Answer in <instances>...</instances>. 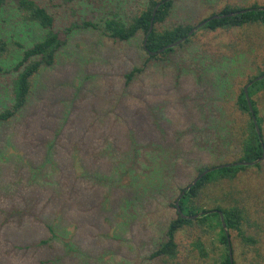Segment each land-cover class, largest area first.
Segmentation results:
<instances>
[{"label": "rangeland", "instance_id": "obj_1", "mask_svg": "<svg viewBox=\"0 0 264 264\" xmlns=\"http://www.w3.org/2000/svg\"><path fill=\"white\" fill-rule=\"evenodd\" d=\"M42 1L56 13L59 29L85 21L97 24L99 29L74 32L55 65L42 68L35 78L28 115L19 114L0 127V264H219L229 254L228 248L219 241L220 230L199 223L186 225L177 233L178 256L174 260L163 262L152 258V253L164 239L168 222L176 216L172 204L179 190L193 182L203 168L240 162L236 133L240 123L248 119V113L238 109L237 101L249 79L264 71V27L252 24L216 32L199 28L188 43L183 42L172 53L149 60L142 52V33L130 42H115L104 32L103 24L114 18L131 23L152 2L163 0ZM256 2L264 6V0H173L165 21L155 24L154 28L163 32L179 25L197 26L202 19L226 6L250 7ZM0 17L5 18L2 14ZM10 22L11 25L2 24L11 48L2 65L12 72L20 58L16 43L30 45L39 38L41 30L34 26L13 30L17 26ZM133 66L145 70L134 81L133 88L141 90L135 100L143 104L149 102L144 98H152L151 102L156 103L153 108L145 107V115H120L114 102L110 107L106 103L95 113L79 107V114H92L88 125L71 129L72 118L66 125L68 113L77 105V100H90L99 95L98 84L104 83L105 90L113 91V101L120 99L118 91L123 100L132 99L136 92L124 85V75ZM10 72L0 79V111L11 100L10 85L14 77ZM261 81L260 85H264V79ZM126 90L128 93H124ZM256 97L263 98L264 92ZM259 108L264 115V102ZM50 109H54L55 115L47 114ZM115 127L120 130L118 135ZM47 135L51 139L49 147L54 143L61 153H65L69 143L75 152L74 145L82 142L81 150L84 152L87 148L85 152L90 155L91 151L93 158L105 157L107 160L96 158L95 161L105 160L109 170L91 168L87 155L82 156L87 160L84 165L81 155L66 152L67 156L72 155L73 178L71 182L63 181L61 177L66 168L60 166L55 154L48 155ZM132 138L135 142H131ZM137 143L142 167L155 169L162 161V152L166 151L170 162L179 166L177 171H171L166 180L161 174L146 177L141 168L135 170L136 174H119L115 165L127 163L131 145L138 148ZM116 152L127 157L115 160ZM245 167L234 185L247 192L250 216L243 222L241 232L229 231L233 261L264 264V159L260 166ZM98 171H102L101 175ZM103 175L109 180H105V185L81 186L86 192L79 188L80 180L92 186L91 181ZM54 180L65 183H58L59 189H55ZM95 189L98 201L92 209L88 205L91 200L83 194ZM210 189L215 194H210L211 199L201 194L204 199L198 205L202 209L217 208L222 205L221 196L233 191ZM66 192L69 199L78 197L80 202L78 206L71 199L70 211L78 220L70 218L66 229L75 237L70 244L83 252L82 255L62 252L58 242L50 247L38 246L50 234L34 230L33 224H42L50 214V195ZM151 192L155 194L152 196ZM101 206L111 216H103L98 223L96 209ZM15 212L25 216V224L13 219ZM85 225L90 229L89 235L77 243L76 237L81 234L78 230Z\"/></svg>", "mask_w": 264, "mask_h": 264}, {"label": "trees", "instance_id": "obj_2", "mask_svg": "<svg viewBox=\"0 0 264 264\" xmlns=\"http://www.w3.org/2000/svg\"><path fill=\"white\" fill-rule=\"evenodd\" d=\"M78 1H87L90 2L91 0H78ZM165 1V0H163ZM160 2H152V6L149 7L147 10L143 11L139 16H136L131 23L126 24L121 19H109L106 20L103 24L104 32L115 42H121L126 43L130 42L134 38L138 36V34H143L144 38L142 41V52L147 55L149 60H153L161 55H167L172 53L175 50V47L173 48H167L165 51L161 53H157L164 47H167L170 44H173L179 40H181L184 37H187L190 31L192 29L196 28L197 26L187 24V25H179L174 27L171 30H166L163 32H158L156 28H154V25L160 22H164L167 18L170 9L173 6V0H170L164 4H161V6L157 9L156 14L154 16V25L153 30L150 32L148 38L146 39V35L148 34L151 21L153 19V13L155 11L156 6L161 3ZM245 9H249L247 12H241ZM0 14L4 16L5 18L0 17V79H2V76L4 74L9 73V70H6L3 67L4 60L8 57L10 53V45L7 42L4 26L5 25H11V22H14L16 24V28L14 27L13 30L16 29H22L23 27L31 26V27H37L41 30V32L38 34L39 38L32 42L30 45L25 46L21 43L17 42L16 46L20 49L19 52V60L16 63V65L13 67L12 72L13 73V79L11 80L10 85V91H11V100L7 101V106L0 111V127L11 121L13 118L20 115H28L27 113L30 111H27L30 106V98L32 97L33 91H34V80L42 70V68H49L55 65L57 62L58 56L60 52L69 44L70 36L74 32H77L82 29H93L98 30L99 26L91 21H85L81 24H73L70 27H67L64 29H59L58 27V17L56 13H54L50 8L45 6L44 2L42 0H0ZM203 23L200 27V30H206L211 32H216L219 30H230L234 28H240L247 25L257 24L264 27V6L260 5L259 3H254L250 7H230L226 6L223 10H221L218 13H213L210 16L202 19V21L199 23ZM2 24L4 26H2ZM195 36V33L193 34ZM190 41V37L186 39L184 44L188 43ZM155 53V54H153ZM139 55V53H137ZM159 54V55H158ZM112 67V66H110ZM109 71V70H107ZM145 70L143 71L139 66H133L127 73L124 75L126 81L124 82V85L129 88L131 92L135 91L134 97L132 99H125L123 100L121 96V92L118 91V95L120 96V99L113 98L112 92L109 91V89L105 90L104 83L98 84L96 90L98 91L99 95H96V98L93 97L90 100H77V105L73 106V110L71 113H68V125L71 122L72 118V128L77 130L82 126L88 125V118L92 115H81L78 113L79 107L83 110L86 109L88 112H98L101 109V106L105 105L106 103L110 107L113 102L117 103V108L119 109L120 115H145L146 109L153 108V106L156 105V103L151 102L152 98H144L146 101L142 104L141 100H135L136 96H139L137 93L141 90H135L133 87L135 86L134 81L138 77L139 73L143 74ZM264 75V71L260 72V74L252 77L249 79V82L254 80L255 78ZM262 81L254 83L249 88V96L252 101L254 113L257 117L259 127L261 129V138L257 134L254 121L252 118V113L249 109V105L247 103L244 89L240 93L237 101L238 109L241 112L248 113V119L240 123V126L238 128L239 133V151L241 153L240 162H254L258 161L259 159H264V115L261 113V110L259 108V105L264 102V97H256L261 92H264V85H260ZM133 88V89H132ZM132 89V90H131ZM129 90H126L124 93H128ZM98 97V100H97ZM148 98V99H147ZM137 102H135V101ZM101 102L98 104L97 102ZM137 103V104H136ZM130 105V108H128L127 105ZM108 107V110L110 109ZM146 107V109H145ZM125 108H128L126 110ZM74 112V114H72ZM30 114L34 115L35 113L30 112ZM48 115H55L54 109L51 111H47ZM71 114V115H70ZM109 115V114H107ZM61 116V115H60ZM227 116V115H226ZM78 120V125L76 126V122ZM213 121H217V118L211 119ZM210 123V121H209ZM71 125V124H70ZM69 125V126H70ZM65 130L67 133L69 130ZM70 129V130H71ZM153 129H151L149 132H152ZM116 135L120 133V130L116 129L115 127ZM150 134V133H149ZM141 140H145V137H141ZM50 136L47 135V142H46V148L50 151L48 152V155L55 154L57 161L59 162L60 166L66 168L65 173H63V176L61 179L63 181L71 182V178H73V171L71 169V157L66 155V152H69L72 154L78 153L79 155L85 156L86 158L91 160V168L92 166H97L100 170H109L107 168V163H105V160H96V158L106 159L105 157L99 156L96 158H93L90 155L81 150V143H78V145H74L75 152H73L70 149V146L72 143H69L67 147L64 148L65 153L58 152V145L55 148L54 143L50 144ZM131 142H135V140L132 138ZM135 144V143H133ZM131 145L132 152L129 153L128 157L126 155H123L120 152H116V158L118 159H125L127 157V163H124L122 166L115 165L116 170L119 171V174H126L128 172L135 173V170L137 168H141V173H144L146 177L159 176L158 174H161L162 179L166 180V177H169L170 172L177 171V166L175 163L172 164L169 159L168 153L162 152V161L159 162L155 166V169L153 167H142L139 163V150L140 146L137 143L136 145L138 148L134 145ZM81 150V151H80ZM53 152V153H52ZM56 152H58L56 154ZM82 152V153H81ZM142 154V153H141ZM89 156V157H88ZM186 156V154H185ZM85 158V157H84ZM85 158V161L82 157V162L87 163ZM145 159H148L144 155ZM107 160V159H106ZM168 160V161H167ZM168 162V164L166 163ZM262 161L256 164V166H260ZM69 166V167H68ZM90 166H88L89 168ZM119 167V168H118ZM215 167V166H214ZM60 168V167H59ZM210 167L203 168L199 171L197 177L201 175L206 169ZM245 166H234L231 165L229 167H223L219 168L217 170H214L207 174L206 176L202 177L197 181V183L192 186L189 190H186V192L182 195L185 188H187L192 182H190L187 186L182 187L177 197L172 204V206L176 209V216L173 217L166 226V232L164 234V239L162 242L159 243L158 248L152 253V258H156L160 261H165L166 259H172L174 260L178 256V244L176 242V236L177 233L181 231V229L184 228L186 225L199 223L202 225H207L209 227H213L215 229L220 230V243L225 245L226 249L228 248L229 253V247H228V240L226 237V233L222 224L221 217L218 213L214 212L216 210L221 211L224 214L225 223L227 226L228 231L230 230H238L239 232L242 231L241 226L243 225V222L247 220V217L249 218V207L248 204H246V193L242 189H237L234 185V181L237 178V175L239 172L243 169H246ZM112 170V167H111ZM90 171V168H89ZM102 171H98V174L101 175ZM115 172V171H114ZM90 174V172H89ZM92 174V173H91ZM97 174V172H96ZM106 177V178H105ZM103 175V177H98L95 180H92L91 182L93 185H90V182H85L84 180H80V186L84 187H97L100 185H105V182L109 181L107 178L108 176ZM196 177V178H197ZM95 178V177H94ZM195 178V179H196ZM106 180V181H105ZM58 183L62 184L65 182H61L60 180H57ZM84 181V182H83ZM101 183H100V182ZM117 181H120L119 178H117ZM162 181V180H161ZM167 182V181H166ZM52 183V181H51ZM56 182V180L53 181V187L55 189H59V185ZM87 184V185H86ZM162 184V183H161ZM213 185L215 187H213ZM221 185V187H217ZM129 187V186H126ZM163 187V186H162ZM166 187V186H165ZM163 187V188H165ZM212 188H219L221 191L225 192V190H233L230 191L228 194H224L221 196L222 205H218L215 209H202L201 205H198L201 199H204L201 194H205L208 196L209 199H211L210 194H215L214 191L210 193ZM228 189H226V188ZM81 189L86 192V190L81 187ZM236 189V190H235ZM90 190V189H89ZM217 190V189H216ZM240 190V192H239ZM242 190V192H241ZM248 191V190H246ZM89 194V195H88ZM83 194L87 199H90L91 201L88 203L89 206H91L92 209H95L97 206L98 196L96 193V189L89 191V193ZM153 192H151V195L153 196ZM66 195V196H65ZM64 194L59 195H50L48 197V202L50 204V214L43 219L42 224H33L34 230H44L45 232H49V237L42 239L39 241L38 246H46L50 247L49 245H53L54 242H58L57 244H60L61 251L65 252L68 251V254L71 252H74V254L82 255L83 252L79 251L78 249H74L70 243H73V239L75 237L68 233L66 229V224L68 223V220L71 218V220L75 221V218L77 216L73 215V213L70 211L72 210L71 206V199L68 198L67 192ZM182 195V197H181ZM63 197V198H62ZM179 200V205L176 204L177 200ZM78 198V197H77ZM77 198L73 199V201L80 206V202L77 200ZM92 198H94V202L92 201ZM219 199V200H220ZM89 201V200H88ZM87 202V201H86ZM59 208H56V207ZM248 207V208H247ZM96 217L95 221L100 222L102 220L103 216L110 215L111 213L103 206H101L99 209H96ZM198 218H194V216L200 215ZM187 217H193V218H187ZM13 219L16 222L25 224V216L22 213L15 212V215L13 216ZM78 220V218H77ZM81 222V221H79ZM83 223V222H81ZM80 235H77L76 241L77 243L81 240L85 241L87 239V233L90 232V229L88 227L81 228L80 231L78 230ZM248 240V239H247ZM254 243V242H253ZM18 248L24 249L25 246H19ZM232 248V245H231ZM58 253H60V249H57ZM233 252V250H232ZM66 254V253H65ZM67 254V255H68ZM206 255V254H203ZM219 264H236L234 261L233 263L230 260V254L226 255L224 259H222Z\"/></svg>", "mask_w": 264, "mask_h": 264}, {"label": "water", "instance_id": "obj_3", "mask_svg": "<svg viewBox=\"0 0 264 264\" xmlns=\"http://www.w3.org/2000/svg\"><path fill=\"white\" fill-rule=\"evenodd\" d=\"M168 1H170V0L162 1L161 3H159V4L156 6L155 11H154V13H153V19H152V21H151V24H150V28H149L148 34L146 35V39L148 38L150 32H152V30H153L154 16H155V14H156L157 9L161 6V4H164V3L168 2ZM248 10H249V9H245V10H243V11H241V12H247ZM202 25H204V24H203V23L199 24L196 28H194V29H192V31H190V33L188 34L187 37H184V38H182L181 40H179V41H177V42H175V43H173V44H170V45H168L167 47H164L163 49H161V50L158 51L157 53H161V52L165 51L167 48H173V47L178 46L179 44L185 42L186 39H187L188 37L192 36V35L195 33V31H196L197 29H199ZM153 54H155V53H153ZM263 79H264V75H261V76L255 78L254 80H252L251 82H249V83L245 86V88H244V94H245V97H246L247 103H248V105H249V109H250V111H251V113H252V118H253V121H254V125H255V128H256L257 134L259 135L260 138H261V129H260V127H259L257 117H256V115H255V113H254V109H253L252 101H251V98H250V96H249V88H250L254 83L259 82V81H261V80H263ZM263 147H264V144H263ZM262 160H263V158L259 159L258 161H254V162H236V163H233V164H223V165H218V166H215V167L208 168V169H206L201 175H199L196 179H194L193 182H192V184H190L187 188H185V190L183 191L182 195L186 192V190H189L192 186H194V185L197 183V181H198L199 179H201L202 177L206 176L207 174H209L210 172H212V171H214V170H217V169H219V168H223V167H229V166H231V165H234V166H253V165H256L257 163H259V162L262 161ZM182 195H181V197H182ZM181 197H179V199L177 200V202H176L177 205H179L178 202H179V200H180ZM214 212L218 213V214L220 215V217H221L222 224H223V227H224V230H225V233H226V237H227V240H228V247H229L230 260H231V262L233 263V252H232V248H231V238H230V234H229V231H228L227 226H226V223H225L224 214H223L221 211H219V210H216V211H214ZM200 216H201V214H200V215H197V216H194V218H198V217H200ZM187 218H193V217H187Z\"/></svg>", "mask_w": 264, "mask_h": 264}]
</instances>
